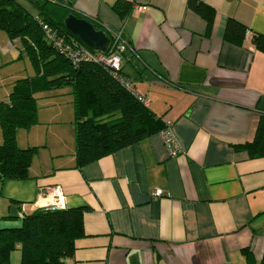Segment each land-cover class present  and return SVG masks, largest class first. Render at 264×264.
<instances>
[{"label": "crops", "instance_id": "obj_1", "mask_svg": "<svg viewBox=\"0 0 264 264\" xmlns=\"http://www.w3.org/2000/svg\"><path fill=\"white\" fill-rule=\"evenodd\" d=\"M65 1L122 30L134 49L123 74L149 100L156 131L79 166L72 89L49 95L40 124L18 132L21 149H40L28 179L0 182V231L60 199L88 208L67 264H264V156L236 148L264 121V53L226 39L231 20L264 35V0H198L216 12L210 33L189 0H124L134 6L125 23L118 0ZM167 122L177 158L160 137ZM11 264H22L20 246Z\"/></svg>", "mask_w": 264, "mask_h": 264}, {"label": "trees", "instance_id": "obj_2", "mask_svg": "<svg viewBox=\"0 0 264 264\" xmlns=\"http://www.w3.org/2000/svg\"><path fill=\"white\" fill-rule=\"evenodd\" d=\"M28 1L36 14L17 0H0V29L5 30L12 40L19 39L23 43L36 70L34 78L17 82L8 103H0L4 138L0 144V182L29 178L33 159L40 148L21 149L17 136L20 129H31L39 124L35 97L39 91L72 88L79 166L138 143L156 131L155 117L136 94L122 86L101 63L74 65L47 41L43 27L49 26L67 43L82 45L94 53L99 51L89 48L69 32L65 20L69 15H75L90 21L98 30L105 29L97 21L75 11L65 0ZM133 7L130 2L118 0L113 10L125 23ZM189 8L207 22L210 33L215 10L198 0H189ZM247 30L231 20L227 25L226 39L240 45L245 41ZM119 31L128 45V50L123 53L124 61L134 49L122 30ZM252 43L264 53V35L254 34ZM121 76L125 78L123 68ZM162 126L163 129L165 124ZM236 148L246 150L254 157L264 156V121L260 122L253 143ZM87 210L39 208L23 219L21 228L1 230L0 264H11V253L18 246L22 251V264H67V259L74 256L75 241L85 235L83 215ZM246 253L252 260V254Z\"/></svg>", "mask_w": 264, "mask_h": 264}, {"label": "built area", "instance_id": "obj_3", "mask_svg": "<svg viewBox=\"0 0 264 264\" xmlns=\"http://www.w3.org/2000/svg\"><path fill=\"white\" fill-rule=\"evenodd\" d=\"M47 41L53 45V47L61 53L64 57L71 60L74 65H78L81 62H95L103 64L110 73L121 82L128 91L136 94L141 102L148 107L149 100L139 96L130 80L125 79L121 76L123 68V53L128 50L127 43L123 40L122 33L120 31L109 30L111 37L110 45L106 52H97L87 50L79 44H69L65 38L59 36L55 30L45 25L43 27ZM254 33L251 30H247L245 41L252 42ZM160 137L169 153L171 158H177L182 154V148L179 141L177 140L171 122H167L165 127L160 132ZM57 194V193H54ZM162 192H156L155 196H161ZM60 199L53 203L51 207L53 209H61Z\"/></svg>", "mask_w": 264, "mask_h": 264}, {"label": "rangeland", "instance_id": "obj_4", "mask_svg": "<svg viewBox=\"0 0 264 264\" xmlns=\"http://www.w3.org/2000/svg\"><path fill=\"white\" fill-rule=\"evenodd\" d=\"M25 7H27L30 11L36 14L35 10H33L32 8L28 6ZM35 76H36V70L30 61V58L23 43L19 39L12 40L5 30L0 29V103L9 102L11 93L13 92L14 87L18 81L28 78H34ZM49 95L56 96L57 90L39 91L35 95L37 100L39 98L38 119H39V112L45 110V107H47L44 106V102L50 100L52 101V98H47L49 97ZM20 130H23L21 132H22V137L24 139L26 135L23 132H28L27 130L30 129H20ZM3 141H4L3 131L0 124V144H2ZM17 141H18V136H17Z\"/></svg>", "mask_w": 264, "mask_h": 264}, {"label": "water", "instance_id": "obj_5", "mask_svg": "<svg viewBox=\"0 0 264 264\" xmlns=\"http://www.w3.org/2000/svg\"><path fill=\"white\" fill-rule=\"evenodd\" d=\"M65 26L69 32L79 37L89 48L101 52L107 51L111 37L105 30L96 29L90 21L69 15L65 20Z\"/></svg>", "mask_w": 264, "mask_h": 264}]
</instances>
